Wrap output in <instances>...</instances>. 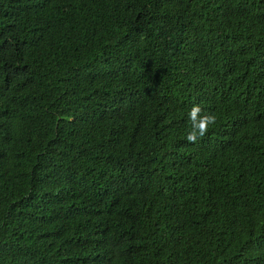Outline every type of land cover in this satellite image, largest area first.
<instances>
[{"label": "trees", "instance_id": "trees-1", "mask_svg": "<svg viewBox=\"0 0 264 264\" xmlns=\"http://www.w3.org/2000/svg\"><path fill=\"white\" fill-rule=\"evenodd\" d=\"M0 264H264V0H0Z\"/></svg>", "mask_w": 264, "mask_h": 264}, {"label": "clouds", "instance_id": "clouds-1", "mask_svg": "<svg viewBox=\"0 0 264 264\" xmlns=\"http://www.w3.org/2000/svg\"><path fill=\"white\" fill-rule=\"evenodd\" d=\"M202 113V108L199 104L193 105L189 112V120H190V130L186 135V139L188 142L195 143L199 138L204 137L210 125L216 123L217 117L215 114Z\"/></svg>", "mask_w": 264, "mask_h": 264}]
</instances>
